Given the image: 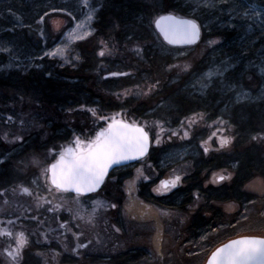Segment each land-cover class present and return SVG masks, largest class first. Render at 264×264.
<instances>
[{"label": "flooded vegetation", "instance_id": "flooded-vegetation-1", "mask_svg": "<svg viewBox=\"0 0 264 264\" xmlns=\"http://www.w3.org/2000/svg\"><path fill=\"white\" fill-rule=\"evenodd\" d=\"M200 27L202 30L201 38L199 42L193 45L173 46L168 44L160 35L151 39L154 40V38H157L158 42L153 43L150 41L152 43L150 47L161 55L171 59L169 66L172 67H169L167 70L168 77L166 80L168 83H159L155 85V87L149 86L148 88L144 87L140 89L136 87L137 85L133 86L129 95L133 94V96L136 97H147V102L144 103L142 108H139L138 104H135L134 107L137 106L139 108L138 111L140 115H138V113L133 117L124 116L122 114L120 116L122 119L127 118V121L143 125L145 129L149 131L150 138L152 139L149 152L145 157L133 163L116 168L108 176H113L117 171L116 178L120 186H123L131 177H137L139 181L135 186V198L142 203H148V206L153 208V211H150L152 208L149 207L150 209L147 217L140 216L141 213L137 211L138 214L133 217V219L137 220L139 218L143 221H135L136 223L130 224V226L126 228L122 220L125 219L123 217V211L124 209L127 210V208L124 207V205L119 207L117 214V218L121 220V226H117V229H119L118 232L121 235L119 241L121 239L123 244H129L131 246H126V250L120 252L118 256L125 258L124 261L126 262L131 261L126 259L129 252H137L136 258L146 257L149 258L150 264H161V260L159 259H156L158 263H154L152 260V252L156 250L157 242L159 246L164 244L166 238L163 234L166 233L175 236L172 242L175 241V239L177 242H180V248L182 250L183 245L194 252H197L199 248L206 247L203 251V256L197 264H202L214 247L229 238L244 234H264V169L263 172L252 175L249 170L250 165L247 163L251 162V158H244L239 155L241 150H244L245 156L249 154L246 147H250L251 139L242 142L244 148L237 142V134L234 131L233 125L236 119L234 100L212 101L211 98L215 97V93L212 91V84H210L206 90L201 91L198 85L190 84V78L188 79L185 76L188 72H194L193 76L194 74L197 76L200 71H204L207 67L206 61L203 58L199 59L197 57V54L201 53L197 51V49L204 45L203 42L205 39L209 40L208 43L213 40L218 41L216 44H208L207 46L211 49L214 46L213 49H215V53L217 55L222 54L223 56H221L226 59L225 53L227 49L221 47V45L219 47L222 38L220 36H204L201 24ZM104 48V54L107 52L106 54L109 55L108 53L113 51L112 47L106 43L104 44ZM140 48L143 49V47ZM185 65H190L191 70L185 71ZM178 68H183V72L186 73L183 74ZM174 76L179 77V83L174 82L176 81L173 79ZM182 79L183 82L181 81ZM227 85L229 84L225 86L227 87ZM222 93L224 94L223 96H226L227 90ZM233 96L235 95L231 92V97L233 98ZM198 114H203V118ZM218 117L225 121L226 124H221L217 119ZM148 123L156 125V127L149 128L145 125ZM161 126H163V132L160 131ZM173 132L177 134L172 135ZM185 132H187L186 136L184 135ZM157 133L161 136L159 144H162V146L156 144L154 141V137ZM222 136L233 137L232 142L223 148L220 147V138ZM258 137L261 139L258 143H264V133H259ZM205 148L208 149L207 152L204 151ZM242 158H244L246 163L241 164ZM187 161L189 162L188 165H183V163L186 164ZM262 166L264 167V165H261V168ZM176 167L180 168V172L175 170ZM176 175L181 177L177 186L171 188L169 191H163L161 181L170 180ZM220 176L226 178L224 180H219L218 177ZM255 178H260L262 189L258 188V185L252 182ZM50 188L57 192L70 193L61 191L52 186H50ZM156 189L161 190L156 191ZM78 196L82 195L79 194ZM20 198L24 200L27 199L22 196L16 200L19 201ZM34 199L36 200L33 201L35 206H31L34 212H32L33 210H25L26 214H24L23 211V214L19 218L16 217L17 210H13L12 208H10V211L2 212L0 238L5 236L7 241L11 243L9 245L0 244V255L2 256L0 264H14L11 258L7 256L5 249L12 251L16 248L14 238L18 233L23 232L24 236L27 238L34 236V233L42 235L44 213L37 212L36 209L39 210V203L44 205L46 201H43L42 196L35 197ZM54 202L56 201L54 200ZM230 204L232 206H237L239 211L241 209H246V206H248V210L244 211L246 216L233 219L231 223L227 224L228 226H232L225 228L226 230L222 229L218 231V233L222 231H232L237 227L240 229L230 232L222 239H217L218 241L215 244L210 240V236L205 240H200L201 236L207 235L210 231L219 229L216 225L210 228V222L217 215L221 214V216H223L226 214L224 213V211H226L224 206ZM255 205L258 207V211L253 213L252 207L255 208ZM234 206L233 209H235ZM155 210L158 212V217L157 215L150 216V212L155 213ZM51 211L52 209L49 208L48 212H46V232L55 229V227L53 228V226H51L52 222L48 217L53 215ZM155 217L158 218V221L155 220ZM27 219L31 221L30 226L27 223ZM118 219L117 222H119ZM145 219L147 220L144 221ZM225 219L226 218L223 220ZM247 220L251 222L246 224ZM57 221L60 223V218L57 217ZM66 221L65 223H68V220ZM237 221H239V223H237ZM69 223L71 224V222ZM114 223L116 224L115 221ZM9 225L11 227L8 230ZM65 225L66 224H64L63 227ZM103 225V230L106 231L107 222L105 221ZM14 227H19L17 230L18 232L16 231L15 233V231H13ZM20 229L23 230L21 231ZM6 232H11L12 236L3 234ZM146 233L148 234L147 242H145ZM138 234L139 239L136 242H130V238ZM157 234L161 236L160 238L158 237L159 241L155 240ZM66 235V230L63 229V233L59 236L56 235L58 237L57 239H54V236L53 240L48 244H46L47 242L39 243L38 241L30 244L28 241L21 250L22 259H20L19 264H61L60 259H54L49 263L47 261L42 262L40 258L41 255L38 256L37 254L44 252L42 250L44 246L51 247V249L48 247L46 250H52L56 252L58 256H60V247L58 245H62L64 249L70 248V251L77 252L78 254H80L79 251H82V253L89 258L93 253L99 250L102 251V248L96 247H101L102 241L98 239L93 240L91 236H86L85 238L87 239H82L81 237V240L75 237L74 244L68 247L70 241L63 238V236ZM125 236H127V238H125ZM186 236L188 237L186 238ZM54 240L57 242L54 243ZM207 242H209L208 245ZM140 243H142V245ZM78 244H84L86 247L77 248ZM91 246H93L92 249H90ZM73 249H76V251H73ZM46 252L49 253L48 251ZM170 252L171 249L164 253L170 254ZM71 256L74 260L70 263H76L77 261L75 258L78 256L75 254H71ZM35 257H37V259H35ZM99 257H102V253L99 254ZM188 257L190 258V255ZM163 258H165L167 262L171 260L170 257L167 258L163 256ZM67 262L68 261L63 260V264H68ZM86 262L89 263L87 260ZM99 262H101V260ZM139 262L141 261H136V263ZM164 264L172 263L169 262ZM177 264H183V261L178 260Z\"/></svg>", "mask_w": 264, "mask_h": 264}, {"label": "rangeland", "instance_id": "rangeland-1", "mask_svg": "<svg viewBox=\"0 0 264 264\" xmlns=\"http://www.w3.org/2000/svg\"><path fill=\"white\" fill-rule=\"evenodd\" d=\"M104 0H0V33L3 32L8 25L10 24H18V27H21L23 25L29 24L34 25L36 24V30L38 31V35L41 37L42 41V50H38L37 48L33 47L29 41L26 40L28 44L23 43L20 41V39L15 38L16 36H10V37H0V52H4L7 56L8 63L2 64L0 66V71H3L10 68H30L35 65H37L38 59L47 58L50 59H56L61 61L64 64H73L74 61H79V52L76 50H73V45L78 41L87 40L86 44L91 47L90 45L95 47V53L99 56V53L104 50V43L101 39V36L96 35V28L94 26V22L96 19V15L98 11L101 8V5ZM177 3V7L179 9H182L185 13L183 16L192 15L194 16V19L202 25L203 28V35L204 36H212L214 30L216 32L220 31L222 29L225 30H235V34L233 39H228V42L224 44V46L229 47L232 45H242L243 51L247 55V59L244 60L242 66L244 68L249 70H254L253 72L260 77L259 84L253 83L251 85H247L244 83H238L236 82V79L234 78V82H231L229 84L234 85L230 91L234 93V95L237 96V93L239 92H246L248 95L247 97H242L240 99H236L239 101H248L253 102L255 100H262L264 99V96L261 95L262 92H264V72L261 71L262 68H264V0H238V2L243 3V8H237L235 12L231 11L230 5L233 3V0H228V4H221L220 0H216L217 7L215 9H202L199 12H196L195 14L191 11V9L188 7L190 0H175ZM55 7L56 9H59L60 11L52 12L51 9ZM253 9L255 10L256 15L253 14ZM45 12H48L49 15L45 16L44 23L38 24L37 21L39 20L40 16H42ZM247 12L248 14L245 15L244 13ZM40 13L39 16L37 14ZM70 13V15H69ZM52 15V16H51ZM181 16V15H179ZM156 17L151 18V23L154 25V20ZM41 30L42 33L41 34ZM159 34V33H158ZM236 36V37H235ZM209 38V37H207ZM222 38V37H221ZM226 39L222 38L221 41H225ZM209 40L205 39L203 42V46L199 47L197 51L201 52L197 54V57L199 59H204L206 61L207 67L204 71H200L197 76H194L190 78V84L198 85V88L201 87V76L202 74L209 73L212 70L216 68H221L223 71L222 76H217L215 74L212 75V81L214 79H221V77L224 76L226 71L230 69L231 67H236V65L239 64L240 61L237 62L238 58L237 56L241 55L238 53L237 50H234V56L235 57V63L231 61L230 58H224L221 55H217L215 53L214 46L209 48L207 45ZM133 44L131 47L136 50L137 46L141 47V43ZM238 43V44H236ZM256 43H260V48L255 49L254 54L249 51V49L255 48ZM57 47H61L65 49L63 55H45V53H51L53 52ZM92 48V47H91ZM230 51V50H229ZM228 52V51H227ZM230 54V52H228ZM106 55V54H105ZM102 57L99 56L100 60L101 58H108L105 60V62H108L109 60L116 59L115 57ZM138 60L134 61L133 64L137 65ZM230 65L227 70H223L224 65ZM39 66V65H38ZM183 67V66H182ZM120 70L118 67H112V66H105L104 68H101V71H94L92 74V80L96 81V84H100L99 86L103 85V82L105 80L107 82V85L105 87L109 88L105 89L102 86V93L104 94V100L102 105L105 104L108 101H111L110 106L107 105V107H104V114L103 116L111 117V116H117L120 117L121 114L128 117H133L140 115V112L138 111L139 108L136 106L129 107L128 109H121L117 108L116 104L118 101H123V98L128 97L129 88H125L128 84V81H120L119 83H116L114 85H110L109 82H112L110 77H116V76H123V75H116V76H104L102 73L109 70ZM183 74L186 72H183V68H178ZM112 73V72H110ZM117 73H125V72H117ZM109 74V73H108ZM106 74V75H108ZM186 76V74H185ZM167 76H163V78H166ZM178 76H174L173 79L175 83H179L180 80H178ZM189 79V78H188ZM193 79V80H192ZM183 82V79L181 80ZM223 81V80H222ZM258 81V82H259ZM257 82V83H258ZM102 83V85H101ZM223 83H225L223 81ZM102 94V95H103ZM119 95V98L117 96ZM142 96V95H141ZM31 96H28L27 98H30ZM27 102H34L31 101V99L24 100ZM41 104H48L46 102H43ZM101 105V106H102ZM122 106V104H120ZM88 109H85L92 119L98 121V115H93V112L89 109L94 110L95 105L86 104ZM116 106V107H115ZM103 107V106H102ZM101 107V108H102ZM138 118V117H136ZM15 128L11 127L10 129L13 130H7L6 134L7 136H11V141L13 147L9 146L8 150H10L7 154H5V158L0 159V166L1 162L4 159L12 158L11 159V169L14 170V173L16 175H19L22 173L24 176V184L25 187H27L30 191L39 193L40 196L43 197V200L46 202L44 205L38 204V208L44 209V212H46L49 208L52 209L51 212H53V220L51 221V226L54 230L50 231L49 233L53 236H55L54 239H57L58 237L56 235H61L63 233V229L66 230V236H63V238L68 239L69 245L74 244V239L79 238L87 239L86 236L92 237L93 240L98 239L102 241L101 247L96 246L98 248H102V251H97L93 254H99L102 253V257L96 258L98 261L101 260V262L95 263V264H150L149 258L144 257L141 259L139 263L136 262H126L124 261L125 258H121L119 255L120 252L126 250V246H131L129 244H123L121 238V235L117 231V226L120 227L121 220L117 218L119 207L124 205V207L127 208V210L124 209L123 211V217L125 218L122 220L125 223V227L127 228L132 225L133 223H136L135 221H143L139 218L137 220L133 219L138 212L141 213L140 216H145L149 214V209L152 208L151 206H148V203L146 202H140L135 195V186L138 184V178L133 176L129 180H127L123 186H120L117 180V171L113 176L108 177L104 184L102 185L101 189L95 193L89 194V195H82L78 196L71 194V193H63V192H57L56 190H52L51 188H48L49 185L46 183V180L48 181V173L45 174V170L48 168V165L53 162L55 159H57L60 148L67 147L70 144L74 142V137H76L79 134V137H83L81 132L77 133V131L72 129L67 137H70L73 139V141L70 139L67 142L63 141L62 139L59 140V147H56V145H53V142L51 144L47 145L46 147H43L42 149H36L35 147L32 149V151L28 152L26 147V141H22L21 144H15L14 141L16 136L24 137L31 134L28 132L27 128L24 125H20L18 123H14ZM147 127L155 128L156 125L151 124H145ZM159 125V124H158ZM40 127H43V124L40 125ZM163 127V126H161ZM6 130H4L5 132ZM189 131V130H188ZM45 135H41L42 138L49 137L50 132H44ZM90 135V134H88ZM95 134L87 139H90L94 137ZM42 140V139H39ZM58 140H55L54 142H57ZM165 143V142H164ZM163 143V144H164ZM37 146H40L41 143H36ZM162 146V144H159ZM11 147V148H10ZM160 147V146H159ZM251 147V145H250ZM55 148V151H49V149ZM242 148L244 146L242 145ZM248 148V147H246ZM55 157V159H54ZM188 161L183 163V165H188ZM256 168L261 169L260 166H257ZM175 170L177 172H180V168L176 167ZM148 173V172H147ZM254 184L258 185V188L262 189V182L260 178H255ZM1 188V186H0ZM11 190L12 188L9 187ZM24 187H19L17 189H13L15 193L18 192L24 193L23 191ZM12 191V190H11ZM13 192V191H12ZM23 195V194H22ZM25 197V196H24ZM54 200L56 202H54ZM115 204L116 207L113 208L111 205ZM35 206L34 203H30L29 206L25 202L24 199L20 198L19 201L14 200L13 198L10 199L9 202L6 204L0 205V211H10V208L13 210H17L16 217L19 218L25 210H28L29 207ZM234 206V205H233ZM233 206L225 205L224 208L226 211H224L223 216L221 214L217 215L214 219L210 222V228H213L214 225L218 226V230L210 231L207 235L201 236L200 240H205L207 237L210 236V240L213 241V244H215L218 240L222 239L223 237L227 236L230 232L236 231L237 229H240L237 227L236 229L232 231H222L220 230L229 227L227 224L231 223L233 219L237 217L246 216L244 211L248 210V206H246V209H241L239 211V208L237 206H234L235 209H233ZM150 207V208H149ZM253 213H256L257 205H255V208L252 207ZM39 210H36L37 212H40ZM153 211V208L150 209V211ZM138 211V212H137ZM34 212V210L32 211ZM42 212V211H41ZM158 212L155 210V213L150 212V216L157 215ZM25 217V216H24ZM57 217L60 218V223L57 221ZM155 217V220L158 221V218ZM226 218L225 220H223ZM117 219L119 222H117ZM247 219V218H246ZM66 220H68V223ZM145 219L144 221H146ZM223 220V221H222ZM107 222V230H103L104 228V222ZM116 222V224L114 223ZM71 222V224L69 223ZM246 222V221H245ZM251 221L246 222L250 223ZM66 224L64 227L63 225ZM70 225V231H69V225ZM244 224V225H246ZM185 226V225H184ZM11 226H8V230ZM143 227V226H142ZM52 228V227H51ZM145 228V227H143ZM231 228V227H230ZM19 229V227H14L13 231H16ZM146 229V228H145ZM232 229V228H231ZM229 229V230H231ZM21 231L23 229H20ZM51 230V229H50ZM185 230V229H183ZM18 232V231H17ZM217 232V234H216ZM161 234V233H158ZM155 236V240H158L159 235ZM213 234V235H212ZM147 233H146V240L147 242ZM163 236L166 238L164 244H162L160 247V252L162 253V256L157 255V248L154 250L152 260L154 263L156 262V259L161 260V264L169 263L177 264L178 260H182L183 264H197L198 261L201 259V257L204 254V250L206 247L199 248L197 252H194L190 248L188 249L186 246L183 245V250L180 248V242L175 241L172 242V240L175 238V236H171V234H163ZM189 236V234H188ZM186 236V238L188 237ZM127 238V236H125ZM130 238V236H129ZM139 239V234L136 236H133L130 238V242H136ZM183 239V237H182ZM0 244H7L9 245L11 242L7 241V238L3 236V238H0ZM27 242L29 241L30 244L35 243L38 241L39 243L47 242V239L44 235L35 234L34 236H31L30 238L26 237ZM129 240V239H128ZM62 242V240L60 239ZM58 241V242H60ZM124 241V239H123ZM13 242V241H12ZM57 242L54 240V243ZM142 242V241H141ZM202 242V241H201ZM200 242V245H201ZM14 243H16V237L14 238ZM171 243V245H170ZM142 245V243H140ZM209 242H207V245ZM174 245V246H172ZM93 246L90 247L92 249ZM122 248V250H121ZM180 248V249H175ZM208 248V247H207ZM171 249L170 254L164 253L167 250ZM173 249V250H172ZM67 251L68 255L71 256V254H75L78 256L77 258L81 259L83 257L82 251H79L80 254L77 252L70 251V248L64 249ZM46 251L37 254L42 259V262H51L52 260L56 259H63L61 254L58 256L56 252L54 251ZM126 252V251H125ZM124 253V252H123ZM129 256H132V254L129 252ZM190 255V258L188 257ZM68 256V257H69ZM163 256H166L167 258L170 257L171 260L168 262L165 261V258ZM52 257V258H51ZM75 258V260H77ZM37 259V257H35ZM151 259V258H150ZM0 260H2V256L0 255ZM72 261V260H70ZM78 260L74 264H80L82 261ZM47 264V263H45ZM62 264V263H61ZM71 264V263H68ZM87 264H93V263H87Z\"/></svg>", "mask_w": 264, "mask_h": 264}, {"label": "trees", "instance_id": "trees-1", "mask_svg": "<svg viewBox=\"0 0 264 264\" xmlns=\"http://www.w3.org/2000/svg\"><path fill=\"white\" fill-rule=\"evenodd\" d=\"M177 3L175 0H104L96 15L94 26L96 28V35L101 36L104 44L106 43L112 47L113 51H108V56L115 57L116 59L109 60L108 62H105L108 58H101L100 60V53L99 56L95 53L93 44L90 45L91 48L86 44L88 41L83 40L73 45V50L77 49L79 52V61H74L71 65L64 64L55 58L48 60L44 57L41 60L38 59L37 65L27 69L10 68L6 69V71H0V159L5 158V154L10 151L8 150L9 146L13 147L11 136H5V134L7 130L15 128L14 123L24 125L28 132L31 133L25 136L24 139L22 137V139L14 141L15 144L19 145L22 141H26L25 148L28 152L32 151L34 147L42 149L51 144V142L56 147H59V140L62 139L67 142L71 139L67 135L73 131V128L75 131L78 129L77 133L81 132L83 135V137H80L81 139H87L90 135L95 134L100 127L106 126V121L92 119L85 110L88 109L86 104L95 105V112L101 116L105 112L103 108L111 104V101H108L102 105L104 94L101 89L103 86L105 89L110 90L105 87L108 80H105L103 85L101 83L102 86L96 84V81H91L94 71H101V68L105 66L118 67L120 70L105 71L102 73L104 76L110 72H125L127 74L110 77L112 82L109 83L110 85H114L120 81H128V85L125 87L129 88L128 95L132 87L136 85H139L140 89L156 85V81H159L160 84L168 83L166 78L168 77L167 70L169 69L171 59L161 55L150 47L152 44L150 41L153 43L158 42L157 38L151 39L159 36L155 26L151 23V18H157L159 15L166 13H175L183 16L185 13L177 7ZM39 15L40 13L37 14V16ZM187 17L194 19L192 15H188ZM35 25L34 23V25L26 24L18 27V24H10L0 33V37L16 36L15 38L18 37L23 43L28 44L27 40L33 47L41 51L42 41ZM213 34L214 37L220 36L226 39L219 44V47L221 45V47L227 49L225 53L227 59L230 58L235 63V57H232L234 56V50H237L241 57L238 55L237 62L240 61L239 64L236 67L228 69L224 76L221 77L225 83L217 78L212 81V91L215 93V97H212L211 100H234L236 119L233 125L234 131L237 134V142L242 146V142L251 139V147L247 148L249 154L245 156L244 150H241L239 155L244 158L250 157L251 162L247 163L250 165L249 170L251 174H259L264 169L263 166L261 169L256 168V166L261 167V165H264V143H258L261 140L258 134L264 133V99L253 102L238 101L236 95L233 98L231 97V91L225 85L234 82L235 78L238 83L253 86V83H260V77L253 72L254 70H249L242 66L244 60L247 59L245 52L243 51L242 53V45L224 46L228 42V39H233L235 30L222 29L221 32L214 30ZM135 42L141 43L143 51L137 52L131 47ZM254 45L255 48L249 49L253 54L255 49L260 48V43ZM103 51H105V48ZM135 60L139 61L137 65L133 64ZM7 63L6 54L0 52V66ZM193 73L188 72L186 77H193ZM165 75L167 77L163 78ZM225 90H227V95L223 96L222 92ZM28 96L31 97L27 98ZM27 99H31L34 102L26 103L24 100ZM43 102L48 104H41ZM145 102H147V97H136L132 94L126 98L124 97L123 101L120 100V102L118 101L114 105H117V108L121 107V109H125L138 104V107L142 108ZM124 119L128 120L127 118ZM42 124L43 127H40ZM11 127L13 129H10ZM4 130L6 131L4 132ZM48 131L50 132L49 137L42 138L41 135H45L44 132ZM254 136L257 139L254 140ZM76 137H79V134ZM55 140L58 141L54 142ZM71 140L73 141V139ZM38 142L41 143L40 146L36 145ZM244 158H242L241 164L246 163ZM11 159V157L4 159L0 166V205L6 204L11 198L16 200L19 197L25 196L27 198L25 202L29 206L30 203L36 201L34 198L39 197L40 194L30 191L23 185L24 178L22 176L24 175L21 173L19 176L14 173V170L11 169ZM46 183L49 185L48 188H50L49 180H46ZM9 187L12 188L13 192ZM19 187L27 188L29 191L20 194L18 192L15 193L14 190ZM31 210L34 209L29 207L27 211ZM39 211L40 213H44L42 235L45 236L47 239V243H45L48 244L54 238L53 235L46 232V212L48 210L44 212V209H40ZM2 212L0 211V221L2 219ZM48 217L50 221L53 220V215ZM27 223L30 226L31 221L27 219ZM58 246L63 258L61 259L62 264L63 260L68 261L67 263L71 262L69 260H74L72 256L68 255L62 245ZM48 247L44 246L42 250L52 251L46 250ZM130 253L132 256L128 254L126 259L133 260L131 262H138L143 258H136L137 252ZM99 254H92L90 258L83 254V257L81 259L77 258L76 261L80 260L82 264H87V260L95 264L99 262L96 259Z\"/></svg>", "mask_w": 264, "mask_h": 264}, {"label": "snow or ice", "instance_id": "snow-or-ice-1", "mask_svg": "<svg viewBox=\"0 0 264 264\" xmlns=\"http://www.w3.org/2000/svg\"><path fill=\"white\" fill-rule=\"evenodd\" d=\"M220 3L228 4V0H220ZM188 7L195 14L202 9H215L217 3L216 0H190ZM230 7L231 11L235 12L237 8H243L244 5L238 0H233ZM51 11L60 10L53 7ZM244 14L247 15L248 13L245 12ZM253 14L256 15L258 13L253 9ZM48 15L49 13L45 12L40 16L37 23L43 24L45 16ZM154 24L168 44H190L200 37V25L195 19H177L170 14L160 15L154 20ZM41 34H43L42 30ZM209 43L216 44L218 41L213 40ZM64 51L65 49L57 47L53 52L45 53V55H63ZM136 51L140 52L143 49L137 46ZM100 55L103 56L104 51H101ZM229 66L225 64L223 70H227ZM169 67L171 68L172 66ZM184 70H191V66L185 65ZM261 71L264 72V68ZM213 74L222 76L223 71L221 68H216L209 73L202 74L201 91L206 90L210 86ZM111 75L127 74L111 73ZM158 84L159 81H156V85ZM136 87H139V85ZM152 87H155V85ZM227 87L231 90L235 86L229 84ZM119 95L117 94L118 98ZM247 95L246 92H239L237 93V99L247 97ZM261 95L264 96V92ZM90 111L93 112V115H96L95 110ZM198 115L203 118V114ZM98 119L106 121V126L100 127L95 132L94 137L90 139L76 137L72 144L60 148L57 153L58 159L54 157L55 162L45 170V174L51 173L50 181L56 189H71L77 194L94 192L104 183L105 177L113 165L118 166L124 161L142 157L148 152L152 139L149 131L144 126L137 123H129L125 119L117 118L115 115L111 117L101 115ZM217 119L221 124H226L221 118L218 117ZM160 131L163 132L164 129L161 127ZM176 134L175 132L172 133V135ZM184 135L186 136L187 132ZM15 139L19 140L22 137L16 136ZM232 139L233 137L231 136H222L220 138V147L223 148L229 145ZM253 139L255 140L257 137L254 136ZM154 141L156 144L160 143L161 136L159 133L155 135ZM49 151H55V148L49 149ZM204 151L207 152L208 149L205 148ZM225 178L224 176L218 177L219 180H224ZM180 180L181 177L176 175L170 180L161 181L163 191H169L171 188L176 187ZM160 190L156 189V191ZM23 191L28 192L29 190L24 188ZM111 207L115 208L116 205L113 204ZM3 234L12 236L11 232ZM26 243L27 240L24 233L20 232L16 236V248L12 251L5 249L7 256L11 258L14 264H19L20 259H22L21 250ZM84 247H86L84 244L77 245V248ZM73 251H76V249H73ZM157 255L162 256L158 242ZM207 264H264V237L244 236L239 239L229 240L228 243L215 247V250L211 252L207 259Z\"/></svg>", "mask_w": 264, "mask_h": 264}, {"label": "water", "instance_id": "water-1", "mask_svg": "<svg viewBox=\"0 0 264 264\" xmlns=\"http://www.w3.org/2000/svg\"><path fill=\"white\" fill-rule=\"evenodd\" d=\"M169 14L175 16L177 19H193V18H190V17H187V16H179V15H177V14H175V13H166V14H162V15H169ZM159 16H160V15H159ZM159 16H158V17H159ZM158 17H157V18H158ZM197 23H198V22H197ZM198 24H199V23H198ZM154 26H155V24H154ZM155 28H156V27H155ZM156 30H157V32L159 33V29L156 28ZM159 35L163 38V35H162V34L159 33ZM201 35H202V30H201V27H200V37H199V39L196 40L195 42L190 43V44L186 43V44H171V45H173V46L193 45V44H196L197 42H199V40H200V38H201ZM166 42H167V41H166ZM167 43H168V42H167ZM112 73H117V72H112ZM105 76H113V75H111V73H109L108 75H105ZM126 121H127V120H126ZM128 122H129V123H134V122H131V121H128ZM137 124H138V123H137ZM140 125H141V124H140ZM142 126H143V125H142ZM149 148H150V147H149ZM148 152H149V150H148ZM148 152H147L144 156H142V157H137V158H134V159H130V160H128V161H124V162H122V163H121L120 165H118V166H117V165H113V167L109 169L108 175L105 177V181H106L107 177L110 175V173H111L113 170H115L116 168H118V167H120V166H125V165H127V164H130V163L135 162L136 160H138V159H140V158L145 157V156L148 154ZM57 159H58V157H57ZM54 162H55V160H54L53 162H51V163L48 165V167H49L52 163H54ZM48 175H49V180H50L51 173L48 172ZM105 181H104V182H105ZM50 183H51V181H50ZM103 184H104V183H103ZM103 184H101V185L99 186V188L96 189V191L91 192V193H81V195H89V194L95 193V192H97V191H99V190L101 189V187H102ZM51 185H52V184H51ZM52 186L55 187L54 185H52ZM59 190H61V191H67V192H70V193H73V194H77V193H75V192H74L73 190H71V189H68V190L59 189ZM244 236L264 237V234H244V235H237V236H234V237H232V238L227 239L226 241L220 243V244L217 245L216 247H219V246L222 245V244H226V243H228L229 240L239 239V238L244 237ZM214 250H215V247L211 250V252L214 251ZM211 252L207 255V257L204 259V261H203L202 264H207V259H208V257L210 256Z\"/></svg>", "mask_w": 264, "mask_h": 264}]
</instances>
